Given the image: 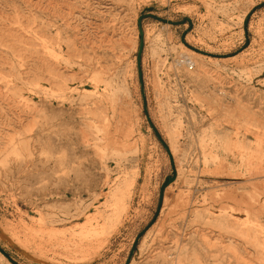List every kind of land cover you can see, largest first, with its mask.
<instances>
[{"label":"rangeland","instance_id":"374dc122","mask_svg":"<svg viewBox=\"0 0 264 264\" xmlns=\"http://www.w3.org/2000/svg\"><path fill=\"white\" fill-rule=\"evenodd\" d=\"M0 59V264H264V0H0Z\"/></svg>","mask_w":264,"mask_h":264},{"label":"bare ground","instance_id":"6f19581e","mask_svg":"<svg viewBox=\"0 0 264 264\" xmlns=\"http://www.w3.org/2000/svg\"><path fill=\"white\" fill-rule=\"evenodd\" d=\"M114 41V40H113ZM76 43L73 42V44H70V47H75ZM60 51L57 53L59 54ZM1 59H0V67H1ZM66 70H56V68H52V79L53 77L55 76H60L62 77L63 79L66 78ZM54 80V79H53ZM233 87V86H232ZM221 96V94H220ZM219 97V96H218ZM225 97V96H223ZM222 97V98H223ZM229 97V96H228ZM120 99V98H119ZM219 99V98H218ZM224 99V98H223ZM221 99V102L219 101V103H223L224 100ZM121 100V99H120ZM223 100V101H222ZM124 101V100H123ZM129 101V100H128ZM131 101V99H130ZM132 102V101H131ZM119 103L121 104L122 101ZM118 103V104H119ZM130 103V102H129ZM119 104V105H120ZM125 104V103H124ZM123 104V105H124ZM122 105V104H121ZM131 105V104H130ZM120 108V110L122 109V106H118ZM130 108V106H129ZM264 108V107H263ZM123 110V109H122ZM115 114V113H114ZM117 114V113H116ZM116 114H115V118H116ZM122 116V115H121ZM125 117V116H124ZM256 117V116H255ZM110 118V117H109ZM130 118V117H129ZM259 118V117H258ZM122 120V119H121ZM129 121V120H128ZM110 122V121H109ZM125 122V121H124ZM129 123H131V120L129 121ZM118 125V124H117ZM119 126H121L122 128V125H118V128ZM126 126V125H125ZM120 128V129H121ZM107 133V134H106ZM127 133V132H125ZM92 138L91 140L93 141V143H95V145H97L99 147L100 144H102L108 148V147H111L112 146H115V145H119V144H125L126 143V139H124L123 137H120V139H118L117 137H115L113 135V137H110L112 136L110 133L108 134V132H105L103 137H99L96 135V133L92 134ZM109 137V138H108ZM125 137V136H124ZM13 148H16V145L12 144L11 145ZM96 147V148H93V153H94V158H92V160L90 161V167H94L97 171H98V178L97 180L94 182V184L92 185L91 189L93 191V198H95V201L97 200V202L93 203V206L94 205H97L98 203V199L100 200V198H104L105 199V204H104V208L105 209V213L104 215H102V211H104V209L102 211L101 208H99L97 206L96 210L98 212L97 215L95 216H91L89 215V211H87L86 215L88 214L89 216L87 217V222H89V224L92 225V223L95 222H99L101 218H104L105 220H108L110 221L111 218H113V221H115L116 223L115 224H119L121 223V218L120 216L123 214V213H126L129 209H130V205H131V202L133 200V197H134V194H135V186H136V180H137V174H138V171L136 170L133 175L131 176V179L129 180L127 174H128V171L126 170V165L122 163L121 160H116L115 161V164H116V173H117V176L115 178H110V172L112 171V169L110 168L111 166L108 165L106 162L100 160L98 157H96L97 155H99L100 153V150L99 148ZM121 147V146H120ZM122 148V147H121ZM177 156V155H176ZM122 164H123V167L124 169H122ZM135 167H139V161L137 160V162L135 163ZM179 170H181V168H179ZM178 182V179L175 181V183ZM253 188V187H252ZM256 188V187H254ZM259 189V188H258ZM227 192L228 194L230 192L225 191ZM232 192V191H231ZM178 194V193H177ZM226 194V193H224ZM235 196L233 193L231 194V196ZM180 196V195H179ZM245 197L244 195H241L240 198ZM183 197V195H182ZM225 197V196H224ZM230 197V195H229ZM239 197V196H238ZM167 199L168 196H166ZM177 198V197H176ZM187 198V197H186ZM185 198V199H186ZM237 198V196H236ZM240 198L238 200H240ZM183 199V198H182ZM177 200L176 202H178V198L175 199ZM237 200V199H236ZM245 198H243V202ZM247 201V200H246ZM176 202H174L176 204ZM186 202V201H185ZM241 202V201H240ZM248 202V201H247ZM189 203H193V202H189ZM170 204V203H168ZM252 204V203H251ZM167 205V204H166ZM182 206V205H181ZM197 206V205H196ZM195 204H192L190 206V209H193L196 207ZM194 213H197L198 211H196V208L193 210ZM214 213H212L213 215ZM211 215V214H209ZM220 218L222 220H224L225 223H228V222H231L232 224H240L238 220L236 219H233L231 217V215L226 211V210H223V212L221 211V213L219 214ZM107 217V219L105 218ZM112 221V222H113ZM107 222V221H106ZM105 222V223H106ZM214 235H209V234H201V238H202V241L204 242V244H207V245H212L213 244V237ZM12 239V238H11ZM10 241V240H9ZM11 243V241H10ZM15 245V244H14ZM231 249V248H230Z\"/></svg>","mask_w":264,"mask_h":264}]
</instances>
